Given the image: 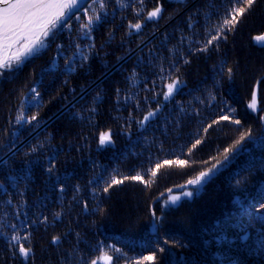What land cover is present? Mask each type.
<instances>
[{
	"label": "trees",
	"instance_id": "trees-1",
	"mask_svg": "<svg viewBox=\"0 0 264 264\" xmlns=\"http://www.w3.org/2000/svg\"><path fill=\"white\" fill-rule=\"evenodd\" d=\"M226 2L124 0L128 6L121 7L106 0L101 9L85 0L82 7L94 18L90 37L81 27L87 23L81 11L70 29L58 30L14 79L0 84V156L15 141V159L9 154V162L27 176L9 185L7 194L0 190V264H68L69 253L85 264L103 252L113 256L111 264H134L153 252L155 264H264L256 252L264 229V48L253 39L264 33V0H256L233 31L225 30L226 40L197 51L215 35V29L211 35L206 29L218 22ZM156 6L162 7L160 16L146 19ZM213 6L217 14L209 21ZM130 23L142 27L137 31ZM81 52L88 61L80 59ZM66 61L75 71L66 69ZM175 77L179 90L165 100L166 85ZM33 86L40 99L29 110L26 97ZM253 92L256 111L248 107ZM157 105L156 117L137 123ZM22 109L26 117L38 113V120L17 124ZM225 115L230 119H221ZM249 129L252 135L224 160V149ZM108 130L114 143L99 145V133ZM32 145L37 151L26 155ZM165 160L187 164L164 165L153 177L156 164ZM217 160L221 163L201 184H186ZM49 161L55 163L52 173L46 171ZM137 173L151 183L125 180L107 193L101 190L107 185L97 183L100 176ZM180 185L186 187L173 194L193 195L164 206L167 196L160 194ZM153 210L160 218L155 228ZM13 221L18 229L35 221L33 255L26 262L8 245ZM240 235L247 239L236 241L235 248L224 242ZM113 249L131 259L117 260Z\"/></svg>",
	"mask_w": 264,
	"mask_h": 264
},
{
	"label": "snow or ice",
	"instance_id": "snow-or-ice-1",
	"mask_svg": "<svg viewBox=\"0 0 264 264\" xmlns=\"http://www.w3.org/2000/svg\"><path fill=\"white\" fill-rule=\"evenodd\" d=\"M256 0H227L226 3H223L221 6L224 8L222 15H219L218 22L211 24V27L206 29V33L211 35L212 30L215 29V35H211L210 39H207L204 43V46L197 51L206 52L208 47L213 44L214 41H217L221 38L227 39L225 30L233 31L235 27L241 22L242 17L253 7ZM93 4L99 3V7L104 9L107 7L106 0H92ZM117 3L121 7H127L128 5L124 3V0H117ZM144 0H140V4L143 5ZM81 11L87 17V23H83L81 27L87 29V32L84 33L85 37H90L92 29L89 27L93 23V16L89 15V9L82 7L81 0H0V84L10 81L15 78L16 74L22 70V66L27 60H30L41 50L46 49L49 46V41H51L55 36L56 32L60 29H70L72 26L73 17L79 19ZM162 13V7L156 6L151 11L147 12L146 19L152 20L158 18ZM217 14L215 7L211 13L206 14V18L210 21L211 15ZM95 20L99 21L100 16L96 15ZM189 27H192L190 22ZM129 27L139 31L142 27L141 23H130ZM254 41L257 43L264 42V33L256 35L253 37ZM264 46V45H262ZM58 47H62L58 45ZM218 47V46H217ZM77 50H80V46L76 45ZM80 59L82 61H88L89 56L83 52L80 53ZM186 63L188 61H185ZM55 68V66H53ZM66 69L69 71H75L72 68L68 61H66ZM163 71V69H161ZM228 78L231 79L233 75V69L231 67L227 68ZM163 79V77H161ZM179 77H175L171 80L170 83L166 85L167 91L163 92L165 100L173 97L174 93L179 90L180 86ZM31 96L26 97L30 101L25 107L29 109L32 106H36L39 103L40 92L36 86H33L30 89ZM119 93V89H117ZM214 99V97H213ZM248 107L256 110L257 109V99L256 93L253 92L251 102L248 104ZM160 107L157 105L155 109H150L141 120L137 123L140 125H145L148 121L156 117L159 112ZM93 111H95L93 109ZM230 111H235L234 109ZM38 113L30 117L24 115V110L22 109L16 117L17 124H31L33 121L38 120ZM221 119L229 120L230 117L225 115ZM264 119V117H262ZM235 124H240L241 121H233ZM211 127V125L209 126ZM207 131V130H205ZM252 135L251 129L247 132H244L240 135V138L229 148L224 149L223 159L228 160L229 154L234 152L236 148L244 141L246 138ZM18 138V137H17ZM98 143L101 146L114 143L112 141L111 130L103 131L99 133ZM200 141L197 140L196 144H199ZM196 144L192 147L195 148ZM15 141L10 142L8 151L3 153V156H0V169L4 171V179L0 180V190H4L7 194V187L9 185L16 186L18 180L26 179L27 176L18 175L16 169L9 162V154H11V159H15L16 153L13 151L15 149ZM37 151L35 145H32L28 149L26 155L31 154L32 152ZM191 151V150H190ZM221 161L217 160L216 163L212 164L210 168H207L205 171H200L198 175L186 182L187 185H199L201 184L206 177L210 175L214 168L220 164ZM178 164L184 166L187 164L185 160H165L162 164H156L154 170L151 174L153 177L156 176L157 171L164 165H173ZM49 167L46 169L48 173H52L55 163L49 161ZM125 180L133 181H142L146 184H150L151 181H143V177L140 173H137L134 176H124L122 179H117L116 175H110L108 180H105L103 176L98 177L97 183L103 181L107 186L103 187L101 190L105 193L109 191L114 185H120L124 183ZM240 181H237L239 184ZM180 188H185L186 185L178 186ZM60 191H63V184L60 186ZM168 196L164 200V206L168 204H176L181 197H190L193 195L192 191H181L179 194H173L172 189H168ZM22 195V193H21ZM161 197L165 194L161 193ZM9 204L12 201L9 199ZM26 203V201H25ZM85 208L87 203L85 202ZM261 208H264V204L260 205ZM7 215V214H6ZM59 215V214H57ZM154 218L152 227H156L155 221H158L160 218L157 216L155 210L151 213ZM21 213L19 209L16 210L15 218L20 219ZM47 217H43L41 222H46ZM35 221L22 223L21 227L18 229L17 224L13 221L8 227L12 230V234L8 239L9 247L16 249L18 254L26 262L30 256L33 255L30 242V227L31 224ZM26 233L22 235L21 233ZM247 239L246 235L237 236L234 240H229L227 237L224 238V242L230 247H236V241L243 243ZM59 237L54 236L52 238V243H57ZM25 242L29 244V247H25ZM168 243V241H165ZM175 243V242H174ZM179 247H184L185 245L179 244ZM159 252H164V248H159ZM114 252L120 254L117 256V260L123 258L130 260L131 258L127 257L126 254H122L120 249H113ZM256 252L264 258V229L261 230L260 235L257 239V248ZM72 253H69L68 264H80V261H73L71 259ZM183 259V257H181ZM104 261V264H111L113 261V256L109 255L107 252L96 258L86 261L85 264H98V261ZM157 261V255L155 252L144 255L139 259L134 261V264H155Z\"/></svg>",
	"mask_w": 264,
	"mask_h": 264
},
{
	"label": "water",
	"instance_id": "water-1",
	"mask_svg": "<svg viewBox=\"0 0 264 264\" xmlns=\"http://www.w3.org/2000/svg\"><path fill=\"white\" fill-rule=\"evenodd\" d=\"M256 43V45L260 48H264V46H262V45H264V42H260V43H257V42H255ZM181 190V188H174V189H172V192H176V191H180ZM164 196H168V192L164 195ZM163 196V197H164ZM160 199H162V197L160 196ZM159 199V200H160Z\"/></svg>",
	"mask_w": 264,
	"mask_h": 264
},
{
	"label": "rangeland",
	"instance_id": "rangeland-1",
	"mask_svg": "<svg viewBox=\"0 0 264 264\" xmlns=\"http://www.w3.org/2000/svg\"><path fill=\"white\" fill-rule=\"evenodd\" d=\"M83 1H85V0H81V2H83ZM256 93V92H255ZM258 98V96H257V93H256V99ZM258 108V107H257ZM257 110V109H256ZM255 110V111H256ZM98 264H104V261H102V260H100V261H98Z\"/></svg>",
	"mask_w": 264,
	"mask_h": 264
}]
</instances>
